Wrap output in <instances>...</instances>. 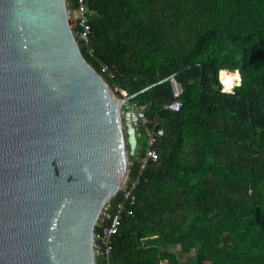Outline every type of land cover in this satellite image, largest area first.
Masks as SVG:
<instances>
[{
  "label": "trees",
  "instance_id": "1",
  "mask_svg": "<svg viewBox=\"0 0 264 264\" xmlns=\"http://www.w3.org/2000/svg\"><path fill=\"white\" fill-rule=\"evenodd\" d=\"M70 10L77 0H68ZM95 12L87 60L147 106L146 128L164 129L158 159L141 169L148 140L130 155L131 214L114 236L113 264H264V0H87ZM239 70L241 83L222 91ZM224 71L225 77L220 73ZM119 193L102 215L107 221ZM98 230V228H97ZM180 247L178 252L173 249ZM195 251L192 255V251Z\"/></svg>",
  "mask_w": 264,
  "mask_h": 264
},
{
  "label": "water",
  "instance_id": "2",
  "mask_svg": "<svg viewBox=\"0 0 264 264\" xmlns=\"http://www.w3.org/2000/svg\"><path fill=\"white\" fill-rule=\"evenodd\" d=\"M69 10L68 0H0V264H96L98 222L147 117L132 99L163 81L182 89L175 73L115 97Z\"/></svg>",
  "mask_w": 264,
  "mask_h": 264
},
{
  "label": "built area",
  "instance_id": "3",
  "mask_svg": "<svg viewBox=\"0 0 264 264\" xmlns=\"http://www.w3.org/2000/svg\"><path fill=\"white\" fill-rule=\"evenodd\" d=\"M78 7L75 10H69V18L71 26L74 30V33L77 39L84 42L88 47V50L91 54L94 53V49L90 46L91 36H92V27L90 24L91 18L95 15V12L89 9L87 5V0H77ZM100 73H108L110 77L114 76V73L109 69L108 65L105 63L102 65ZM226 87V85H224ZM223 87V88H224ZM112 92L115 97L122 98L127 97L129 94L125 89H122L118 86L111 87ZM233 89V88H232ZM181 90H174V100L166 105V108L172 111L181 110L183 103L180 100ZM225 92V91H224ZM133 109H137L136 104H132ZM148 120L142 119L141 122L146 123ZM146 133L148 134V146L146 153L143 157L139 159L141 169H144L147 164L154 160L156 161L159 157L158 151L154 148V143L156 142L157 133L154 129L146 128ZM136 154V153H135ZM134 154V155H135ZM133 162L128 159V174L124 183L120 189L124 193L125 199L117 204L115 211L109 216V219H100L97 225L98 230L95 232L94 239V249H95V259L96 264H113L111 256L114 246V236L118 233L119 227L121 224L122 216L124 212L131 214V210L128 209V204H134L136 197L133 193L134 188L136 187L137 182H134L131 187L128 186L130 166ZM168 264L167 261H164Z\"/></svg>",
  "mask_w": 264,
  "mask_h": 264
},
{
  "label": "clouds",
  "instance_id": "4",
  "mask_svg": "<svg viewBox=\"0 0 264 264\" xmlns=\"http://www.w3.org/2000/svg\"><path fill=\"white\" fill-rule=\"evenodd\" d=\"M221 76L225 77L226 73L222 71ZM228 79H231L230 84L226 83V80ZM240 83H241V76L239 70H237L234 75H227L226 79H221V84L222 85L226 84V87L223 86L224 88H222V91L231 92L232 88L234 89V87H239Z\"/></svg>",
  "mask_w": 264,
  "mask_h": 264
},
{
  "label": "rangeland",
  "instance_id": "5",
  "mask_svg": "<svg viewBox=\"0 0 264 264\" xmlns=\"http://www.w3.org/2000/svg\"><path fill=\"white\" fill-rule=\"evenodd\" d=\"M220 79H221V73H220ZM226 85V84H225ZM224 86V85H223ZM174 89V88H173ZM175 90H179V88L176 86L175 87ZM231 91H233V89L231 90ZM139 146H141V145H143L144 143H146L147 142V140H148V137H147V135H144V134H139ZM175 252H178L179 250H180V247H176V248H174L173 249ZM194 253H195V251L193 250L192 251V255H194ZM164 263H166V262H164Z\"/></svg>",
  "mask_w": 264,
  "mask_h": 264
},
{
  "label": "snow or ice",
  "instance_id": "6",
  "mask_svg": "<svg viewBox=\"0 0 264 264\" xmlns=\"http://www.w3.org/2000/svg\"><path fill=\"white\" fill-rule=\"evenodd\" d=\"M226 83L230 84L231 83V79L226 80Z\"/></svg>",
  "mask_w": 264,
  "mask_h": 264
},
{
  "label": "crops",
  "instance_id": "7",
  "mask_svg": "<svg viewBox=\"0 0 264 264\" xmlns=\"http://www.w3.org/2000/svg\"><path fill=\"white\" fill-rule=\"evenodd\" d=\"M174 88V87H173ZM137 149H138V147H137Z\"/></svg>",
  "mask_w": 264,
  "mask_h": 264
}]
</instances>
